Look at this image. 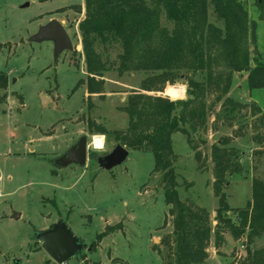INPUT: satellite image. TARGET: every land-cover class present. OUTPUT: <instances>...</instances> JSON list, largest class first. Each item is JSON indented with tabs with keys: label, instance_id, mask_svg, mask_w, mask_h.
<instances>
[{
	"label": "rangeland",
	"instance_id": "obj_1",
	"mask_svg": "<svg viewBox=\"0 0 264 264\" xmlns=\"http://www.w3.org/2000/svg\"><path fill=\"white\" fill-rule=\"evenodd\" d=\"M243 1L257 25V51L251 46L254 67L264 64V0ZM85 2L0 0V73L7 76L6 88H0V264H58L37 234L61 222L85 246L65 264H169L173 259V246H168L173 217L165 201L163 174L154 171L149 147L132 149L117 134L129 122L121 108L131 91L140 88L146 73L107 72L104 93L89 95L79 29ZM54 20L67 30L71 49L57 53L55 39H35ZM210 21L222 25L212 8ZM163 23L171 27L165 19ZM116 53L112 52V60ZM246 75L248 72L236 74V99L231 97L246 106L231 109L222 102L217 104L207 131L192 134L198 143L201 138L207 141L200 144L201 159L186 135L178 132L172 136L179 195L205 207L213 226L218 198L212 187L211 146L233 132L220 123L213 128L216 113L221 119L233 118L234 128L247 126L246 135L230 144L238 149L244 166L242 172L229 177L226 193L230 206L244 207L252 196L253 178L264 180V118L251 114L254 105L264 113V89L249 90ZM203 77L198 75V79ZM178 82L157 94L169 96L167 89L178 87L177 95L187 97V89L179 86L187 85L186 80ZM42 97L47 98L45 103ZM90 120L106 129V151L88 149L85 165H65V156L80 140L96 133L89 129ZM254 134L259 141H253ZM119 144L129 150L128 158L112 170L102 168L98 159ZM16 212L19 218H14ZM247 235L236 240L226 233V241L217 249L212 234L205 264H242L248 248L264 247V235L252 243Z\"/></svg>",
	"mask_w": 264,
	"mask_h": 264
},
{
	"label": "trees",
	"instance_id": "obj_2",
	"mask_svg": "<svg viewBox=\"0 0 264 264\" xmlns=\"http://www.w3.org/2000/svg\"><path fill=\"white\" fill-rule=\"evenodd\" d=\"M85 5L79 29L89 95L104 93L107 72L146 73L140 88L131 91L121 108L129 122L127 129L117 134L132 149L149 147L154 156V171L163 174L165 201L171 206L169 212L173 217L168 242L169 247L173 246V259L169 264H205L212 234L217 249L226 241V233L236 240L248 233L249 243L264 235V180L253 178L252 196L244 207L232 208L226 193L229 177L244 170L238 149L230 144L246 135L247 126L234 128L233 118L221 119L215 114L213 128L219 123L233 128L231 136L211 146L212 187L218 198L215 226L205 207L192 199H181L174 167L175 133L186 135L195 156L201 159L200 144L207 141L201 138L198 143L192 134L207 131L210 113L217 104L222 102L231 109L246 106L229 96L236 73L248 72L250 90L264 89V64L251 66V46L257 51V25L250 20L244 1L86 0ZM210 8L221 26L210 21ZM113 51H117L115 60L111 58ZM200 74L204 75L202 79H198ZM182 78L188 86L186 99L170 102L168 96L157 94ZM6 86L7 76L0 73V88ZM251 109L252 116L260 114L264 118L259 106ZM89 129L107 132L94 120L89 121ZM252 139L259 141L257 134ZM242 264H264V247L248 248Z\"/></svg>",
	"mask_w": 264,
	"mask_h": 264
},
{
	"label": "water",
	"instance_id": "obj_3",
	"mask_svg": "<svg viewBox=\"0 0 264 264\" xmlns=\"http://www.w3.org/2000/svg\"><path fill=\"white\" fill-rule=\"evenodd\" d=\"M259 1L261 2L262 0ZM24 6H29V3L24 4ZM49 38L56 40L57 53L73 47L72 40L67 30L58 20H54L49 25L43 27L38 36L35 37L37 40ZM46 100V97H42L43 103H45ZM86 142L87 138H82L78 145L65 156V165L86 164L88 151ZM128 155L129 150L125 146L119 144L111 153L104 157H100L98 163L102 168L112 170L121 165L128 158ZM19 217L20 213L16 212L14 218ZM37 238L43 243L44 250L48 255L58 264H65L72 256L81 252L85 247L64 222L55 224L46 231L38 232Z\"/></svg>",
	"mask_w": 264,
	"mask_h": 264
},
{
	"label": "clouds",
	"instance_id": "obj_4",
	"mask_svg": "<svg viewBox=\"0 0 264 264\" xmlns=\"http://www.w3.org/2000/svg\"><path fill=\"white\" fill-rule=\"evenodd\" d=\"M177 84H179V82H177ZM179 86L184 88L185 90L187 89L186 84H182ZM167 91L170 93V95L167 97V99H169L170 102H176L179 99H186L187 98L186 96H184V97L178 96L177 92L173 91L172 87H169L167 89ZM106 140H107L106 135H104L102 133H93L90 136H88V138H87L86 148L91 150V151L103 153L106 151Z\"/></svg>",
	"mask_w": 264,
	"mask_h": 264
},
{
	"label": "crops",
	"instance_id": "obj_5",
	"mask_svg": "<svg viewBox=\"0 0 264 264\" xmlns=\"http://www.w3.org/2000/svg\"><path fill=\"white\" fill-rule=\"evenodd\" d=\"M237 74V73H236ZM236 74L234 75V79H233V83H232V86H231V89H230V97H232V98H234V99H236V97L233 95V84H234V80L236 79ZM247 77H248V75H246L245 76V82L247 81V83H248V80H247ZM249 87V86H248ZM250 90V89H249ZM254 91V90H253ZM257 101V100H256Z\"/></svg>",
	"mask_w": 264,
	"mask_h": 264
}]
</instances>
